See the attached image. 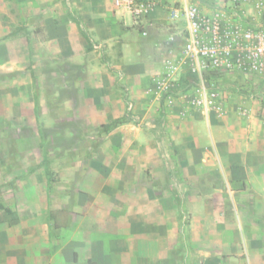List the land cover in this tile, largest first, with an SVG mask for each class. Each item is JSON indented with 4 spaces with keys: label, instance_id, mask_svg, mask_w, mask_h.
I'll list each match as a JSON object with an SVG mask.
<instances>
[{
    "label": "rangeland",
    "instance_id": "obj_1",
    "mask_svg": "<svg viewBox=\"0 0 264 264\" xmlns=\"http://www.w3.org/2000/svg\"><path fill=\"white\" fill-rule=\"evenodd\" d=\"M108 6L105 14L116 17L115 26L124 24L121 15L125 13L114 6V0ZM132 17L136 23L129 28L140 35L127 47L126 57L121 51L122 40L115 34L106 51L112 69H121L127 61L139 70L132 73L138 80L131 78L133 83L128 84L139 124L128 122L109 133H99L102 123L125 111L124 92L115 81L125 82L126 76L102 61L100 48L89 53L79 47L77 38L82 34L65 0H0V88L9 85L10 91L23 94L25 114L36 115L32 123L11 124L6 117L1 119L0 148L8 139L12 150L17 149L11 130L19 132L16 136L24 140L19 146L34 151L35 159L42 158L43 165H47L45 158L49 161L60 194L75 190L70 192L71 204L63 206L57 216L59 227L67 228L63 231L52 225L50 235L54 237L74 229L82 215L88 217L86 225L100 222L107 228L117 223L121 230H128L126 223L137 219L129 211L138 212L143 226L153 222L158 210L166 216L164 223L159 222L166 227L163 235H127V241H121L130 243L133 251L140 246L138 264H264V168L254 171L249 165V169L231 165L223 170L218 165L216 169H195L197 163L208 160L218 164L224 156L207 155L202 150L183 154V143L188 141L183 139V126L189 131L199 125L191 121L204 122L201 131L207 139L203 145L209 146L208 113L218 118L253 113L264 127V78L242 80L227 73L205 82L207 88L218 91L216 103L207 113L194 101L201 83L188 84L183 67L176 79L162 83L165 67L153 63L154 40L142 34L144 30L137 25L141 18ZM168 31V27L160 30L164 47L170 40ZM177 44L180 56L183 38ZM75 48L82 60L75 59ZM161 54L168 56L167 51ZM251 97L253 101H249ZM244 106L250 110L247 115ZM183 117L187 118L184 124ZM243 129L241 146L253 140L249 128ZM258 148L261 153L247 154L245 161L253 157L256 163L264 162V142ZM228 156L237 157L236 161L239 158ZM35 165L37 168L40 163ZM21 176L9 182L12 191L3 195L0 190L2 199L7 195L12 198ZM39 177L37 174V181ZM89 197H96L107 213L103 210V215H94L96 206ZM80 198L83 203L74 213L72 208ZM143 249H148L143 251L146 258ZM121 256L124 264H132L128 251Z\"/></svg>",
    "mask_w": 264,
    "mask_h": 264
},
{
    "label": "crops",
    "instance_id": "obj_2",
    "mask_svg": "<svg viewBox=\"0 0 264 264\" xmlns=\"http://www.w3.org/2000/svg\"><path fill=\"white\" fill-rule=\"evenodd\" d=\"M144 1L150 4L147 6L146 13L140 19V23L137 22V25H140L144 30L142 31L143 35L153 38L154 40V65L165 67L166 59H173V57L178 54L177 41L183 38L184 43L183 22H173L170 19L169 12L171 6L179 5L182 0ZM198 1L207 12H211L215 8L224 7L226 5L229 6L233 3V0ZM70 2L76 12H80L81 18L98 42L105 43L108 46L110 44L109 38L113 37L112 35L114 34L118 41L120 39L122 40L121 51L124 53L123 58H125L128 51L127 47L134 45V39L140 35L137 29L129 28V25L134 26V23H136L131 12L127 9H118L125 13L121 15V21L125 23H117V26H115L113 19L116 17H111L105 14L104 11L106 7H109L110 0H70ZM237 2L241 10L250 14L252 18L259 21L264 19V0H237ZM167 27L169 31L166 33V36L168 39L171 38L172 40H169V45L167 44V46L164 47V43L159 38L161 36L160 30ZM134 31L137 35H135ZM77 39L79 47L87 50V41L84 36H78ZM96 49L97 48L87 50V52L92 53ZM75 50V59L82 60L79 56L80 52L77 51L79 49L75 48ZM163 51L168 52V56L165 58H163L161 54ZM129 64L130 63L126 61L124 64H121V69H118L123 70L126 76L125 83H127V85L133 83L131 78L133 80L138 78L134 76L135 74L132 75V73L139 71L133 66L130 67L132 63ZM185 71L186 70L183 69V73ZM8 87L9 85H3L0 88V121L6 117L7 122L11 124H17L22 121L32 123V121L36 119V115L35 113L31 115L25 114L26 111L22 102L23 94L18 92H16L18 93L16 94L14 91H10ZM185 93L188 94V91H185ZM189 93H191V91H189ZM189 98L190 97H188V99ZM252 98L253 97H251L249 101H253L254 99ZM30 105L31 108L34 107V104ZM186 119V117H183V124L187 122ZM191 122L198 123L201 126L199 127V125H197L196 128L190 129L189 131L183 126V134H186V136H183V139L188 140L183 143L185 151L183 154L186 152L196 154L202 150L203 153L207 155L216 153L224 156L218 164L212 160H208L206 162L197 163L195 169L203 167H206V169H216V166L219 165L223 170H227L231 165H233L234 168L236 166L240 167V165L243 167L242 165H244L246 169L251 168L254 171L263 170L264 162L258 161L260 163H256L257 159L254 160L253 157L251 161L247 162L245 158H243V156L247 154H260L261 152L258 148V144L264 142V127L253 113L248 117L244 116L240 118L232 116L218 118L212 115L209 116L208 113L206 124L209 127L210 144L206 148H204L203 142L207 137H204L201 131L204 128V122L202 120ZM244 126L249 128L251 132L250 137L253 140L251 144H246L244 142L243 146H241L240 142L243 139ZM18 133L19 132L16 133V131L11 130L12 143L17 145V149L12 150L8 139L4 140L6 146L0 148L1 193L4 195L12 191L10 190L9 182L18 175L23 174V177L21 176V178L17 179V187L14 189L12 198L9 195H7V197L5 196V198L3 197L4 199L0 197V204L10 209V212H7L4 208H0V264H88V259L90 258L97 261V264H124V260H122L124 258L121 255L122 252L125 251H128L132 255L133 262L131 263L138 264L136 259H140L141 257L140 246L133 251L130 243H128V245H123L121 241H127L125 238L127 235L128 237L129 235H133L137 238L138 236L141 237L149 233L153 235H163V229L166 227L164 225H159V222L164 223L166 216L157 210L155 217L152 218L153 222L150 221V223H147L148 226L147 224L142 226V221L138 218V212L132 213L129 211V213L131 215L134 214V217L137 219L133 223L131 221L126 223L128 230H121V228L117 226V223H111V225H109L110 228L104 227L100 222L86 225L88 217L82 215V219L76 224L74 229L69 232L67 231V234L65 232L63 235L57 237L50 235L52 226L50 211L55 210L58 216V214L63 211V206L71 204L72 195L70 192H75V190H72L73 188L68 189L69 194L61 195L58 181H53V185L50 187L49 174L46 171V165L41 163L42 158L35 159L36 153L34 151H27V148H24V146H19L24 144V140L22 136H16ZM228 154L237 155L239 156L238 160L242 161H236L237 157H235V159L229 158ZM35 163H40V166L36 168ZM247 165H249V168ZM50 167L53 169L51 165ZM30 171L31 173H29ZM37 174L41 175V178L39 177L41 182L37 181ZM9 199L13 200V206L9 204V201H11ZM89 200L96 206L94 207V215L95 213L103 215V210L107 213L105 206L100 204L96 197L95 199L89 197ZM81 203H83L82 198L73 206L72 211L74 213L78 212V207ZM59 228L64 231L67 227L62 225ZM147 250L143 249L142 252H146ZM145 252L143 253L146 258ZM76 253L77 259H75ZM116 258L120 260L116 261Z\"/></svg>",
    "mask_w": 264,
    "mask_h": 264
},
{
    "label": "built area",
    "instance_id": "obj_3",
    "mask_svg": "<svg viewBox=\"0 0 264 264\" xmlns=\"http://www.w3.org/2000/svg\"><path fill=\"white\" fill-rule=\"evenodd\" d=\"M149 4L144 0H114L117 9H127L137 18L143 17ZM169 12L173 22H183L184 43L180 56L178 53L173 59H166L164 80H160L163 84L176 79L183 67L188 76L201 83L194 101L208 113L216 103L218 91L206 87V71L218 69L242 80L255 75L264 78V19L252 18L241 10L237 0L211 12L198 0H182ZM242 108L247 115L248 107Z\"/></svg>",
    "mask_w": 264,
    "mask_h": 264
},
{
    "label": "trees",
    "instance_id": "obj_4",
    "mask_svg": "<svg viewBox=\"0 0 264 264\" xmlns=\"http://www.w3.org/2000/svg\"><path fill=\"white\" fill-rule=\"evenodd\" d=\"M65 5L68 8V12H69L70 16L75 21V23L77 24L81 34L84 36V38L87 41V50L100 48L101 52H102V61L107 63L108 67L111 70L116 71L117 73L120 74V76H123L124 75L123 70H115V69L111 68V66L109 64V56L106 52L107 45L105 43L98 42L93 37L89 28L86 26L84 20L81 18V16L73 8L70 0H65ZM225 74H226L225 71L218 70V69H210V70L205 72L204 80H205V82H207L209 84L211 81L216 80V79L224 76ZM186 81L188 84H194L195 82H197V78L192 77V76H188L186 78ZM115 84H116V86L121 88L124 92L123 99L126 103V108H125V111L122 115L115 117L111 121L102 123L100 126V129H99V133H109L112 130H114L115 128H117L118 126L125 124V123H128V122H134V123L139 124V119H138L139 115L136 112H134V110H133V101L129 97V88H128L127 83L121 81L120 79H117L115 81ZM45 161L47 163L46 171L51 176V174L53 172H52V169L50 167L49 161L47 160V158H45ZM53 181H54V179L51 176L50 177V187H52ZM0 208H4L7 212H10V209L5 208L2 204H0ZM50 219L52 221L53 226L59 227L58 217H57V213L55 210L50 211ZM187 238H189V235L187 236ZM75 259H77V253L75 254ZM88 264H97V261L90 258V259H88Z\"/></svg>",
    "mask_w": 264,
    "mask_h": 264
}]
</instances>
